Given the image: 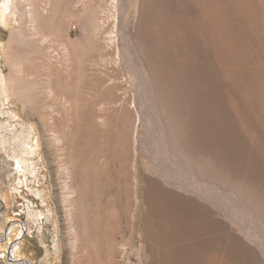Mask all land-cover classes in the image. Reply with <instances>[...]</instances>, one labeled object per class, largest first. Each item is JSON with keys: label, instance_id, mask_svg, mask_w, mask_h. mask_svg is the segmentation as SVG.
<instances>
[{"label": "rangeland", "instance_id": "rangeland-1", "mask_svg": "<svg viewBox=\"0 0 264 264\" xmlns=\"http://www.w3.org/2000/svg\"><path fill=\"white\" fill-rule=\"evenodd\" d=\"M19 2L0 264H264V0H50L11 46Z\"/></svg>", "mask_w": 264, "mask_h": 264}, {"label": "bare ground", "instance_id": "bare-ground-1", "mask_svg": "<svg viewBox=\"0 0 264 264\" xmlns=\"http://www.w3.org/2000/svg\"><path fill=\"white\" fill-rule=\"evenodd\" d=\"M19 1H20L19 2V9L21 10V13H22V19L19 22V24L21 25V28H18V29L14 30L12 32L11 39H10L11 46L17 45V44L27 43L28 42L27 38H26L27 37V34H26L27 32H29V35H28L29 37H39L43 42L49 41V35H47L40 28L39 20L41 18H45L47 15H49L50 4H51L50 0H41L37 4L33 3V0H19ZM112 1L114 2V0H112ZM12 2H13V0H0V25L2 27H4V28H8L9 26H11L13 24V21H12L13 20L12 19L13 18V16H12L13 14H12V8H11ZM25 27L27 29V32L24 29ZM105 41H106L107 45L113 43L114 42L113 36L112 35L111 36L107 35ZM11 46H9V47L12 48ZM62 49H63V60L65 59V61L68 62V60L70 59V56H71V50L69 48V45L63 44ZM11 52L12 51H10V54L8 53V55H7L8 61L13 66V73H19L20 71L24 70V67L22 66V63H21L20 60H17V59L15 60V59L12 58ZM12 81L13 82L14 81L17 82V84L14 83L17 89H15L14 86L12 87L13 93L18 95V97L23 101V92L21 90L23 88V83H19V81L16 79V77H14ZM0 83H2L3 88L6 90L7 82H6V78H5V76L3 74H0ZM8 84H9V82H8ZM55 141H59V139L57 137H55ZM60 168H61L62 171L66 172V167H64L62 164L60 165ZM176 184L180 188H184L186 192L188 191L190 193H194L195 195H197L198 199H200V200L203 199V200H206L208 202H211L212 204H215V202L213 200H211L209 195H207L202 190L195 189V188H192V187L186 186L184 184H180V183H176ZM191 184L193 185V183H191ZM66 197H68V196H65V198ZM186 197H187V195H186ZM188 200L190 202H192L195 206H198V207H202L203 206V205H200V203H199V201L197 199H188ZM204 209H208V208L204 207ZM67 218H68V216H67ZM70 221H72V220H70ZM69 224H70V222H69ZM29 264H31V263L29 262Z\"/></svg>", "mask_w": 264, "mask_h": 264}]
</instances>
